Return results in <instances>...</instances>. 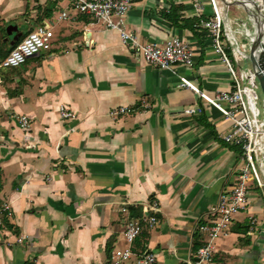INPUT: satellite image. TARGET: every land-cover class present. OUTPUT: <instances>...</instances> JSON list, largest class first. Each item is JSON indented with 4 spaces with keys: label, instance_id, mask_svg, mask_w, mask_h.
Here are the masks:
<instances>
[{
    "label": "crops",
    "instance_id": "obj_1",
    "mask_svg": "<svg viewBox=\"0 0 264 264\" xmlns=\"http://www.w3.org/2000/svg\"><path fill=\"white\" fill-rule=\"evenodd\" d=\"M61 11L66 17L58 19ZM209 14L208 0H131L120 18L141 43L175 35L191 49L192 65L170 71L137 60L115 30L75 14L67 0H0V56L18 38L10 43L5 24L19 36L40 24L53 33L47 50L0 68V264H109L113 251L127 247L125 219L143 215L151 199L156 224L141 229L145 237L134 239L120 264H136L145 250L153 264L189 258L198 226L242 164L240 149L220 139L229 120L179 85L184 77L207 96L231 85L201 29ZM18 20L30 27L19 31ZM61 104L72 118L58 117ZM119 106L131 111L112 117ZM188 106L200 112L184 114ZM228 229L213 240L216 264H264L258 190Z\"/></svg>",
    "mask_w": 264,
    "mask_h": 264
},
{
    "label": "built area",
    "instance_id": "obj_2",
    "mask_svg": "<svg viewBox=\"0 0 264 264\" xmlns=\"http://www.w3.org/2000/svg\"><path fill=\"white\" fill-rule=\"evenodd\" d=\"M68 7L75 14L82 13L101 21L106 27L118 33L120 43L130 48V54L145 65L157 69L173 70L177 66L190 67L193 54L188 44L175 35L166 37L162 43H141L136 34L123 27L121 16L131 5V0H67ZM264 0H208L210 14L200 22L201 29L208 34L210 46L226 69L230 78V87L218 90L213 96L198 91L184 77H179V85L197 93L205 103L216 109L223 118L229 120L230 127L220 135V139L241 151L242 164L237 169L231 185L221 188L213 206L209 219L198 226L203 234L202 244L192 251L189 258L177 264H216L214 261L213 240L226 235L234 215L245 211L251 189L258 190L264 202V103H257L258 88L253 68L240 67L239 63L249 62V41L247 32L251 23L248 14L259 19V8ZM196 10L201 11L197 6ZM66 17L61 11L58 19ZM49 25L40 24L28 31L0 60V68H13L42 50H47L52 38ZM140 105L147 107L144 100ZM131 111L127 106H119L110 110L116 117ZM60 119L73 117L66 105L56 108ZM184 114L200 112L197 106L183 109ZM18 126L27 130L28 118L17 117ZM1 144V139H0ZM157 203L151 199L143 209V215L126 218L123 227V240L127 247L122 251H113L109 264H120L130 255L129 247L139 235L143 227L150 228L156 224L155 213ZM255 221L251 218L247 226V234L254 231ZM20 242L18 238L16 240ZM155 256L150 251H143L136 264H153Z\"/></svg>",
    "mask_w": 264,
    "mask_h": 264
},
{
    "label": "water",
    "instance_id": "obj_3",
    "mask_svg": "<svg viewBox=\"0 0 264 264\" xmlns=\"http://www.w3.org/2000/svg\"><path fill=\"white\" fill-rule=\"evenodd\" d=\"M248 14L251 18L249 31L247 32V38L249 41L248 60L250 66L254 70L257 86L259 88L261 99L264 103V4L262 3L259 8V19L256 20L250 12H248ZM5 31L7 35L14 32L10 43H12L13 40L19 36V33L16 32V27L13 25H8L5 28Z\"/></svg>",
    "mask_w": 264,
    "mask_h": 264
},
{
    "label": "trees",
    "instance_id": "obj_4",
    "mask_svg": "<svg viewBox=\"0 0 264 264\" xmlns=\"http://www.w3.org/2000/svg\"><path fill=\"white\" fill-rule=\"evenodd\" d=\"M22 34H20V36H21ZM20 36H18V38L13 42V44L10 46L11 48L13 47V46H15V44L18 42V40H20V38L22 37H20ZM10 48V49H11ZM5 56V54H3V55H1L0 56V60L3 58ZM236 147V146H235ZM239 148V147H238ZM246 226H242V228L240 229V231H244V228H245ZM199 232H198V230H197V233H195V235H194V237H193V240H192V243H191V250H195L196 248H198L201 244H202V239H201V237H199V234H198ZM139 236L141 237V238H144L145 237V235L144 234H142V230L140 231V233H139ZM108 244H109V241H107L106 242V244H105V249H106V251L107 252H109V250H108V247H106V246H108ZM22 264H32L31 262H29V261H23L22 262Z\"/></svg>",
    "mask_w": 264,
    "mask_h": 264
},
{
    "label": "rangeland",
    "instance_id": "obj_5",
    "mask_svg": "<svg viewBox=\"0 0 264 264\" xmlns=\"http://www.w3.org/2000/svg\"><path fill=\"white\" fill-rule=\"evenodd\" d=\"M13 23H17L18 30L21 31V32L25 31L26 27H30L29 24H22V22L20 20L15 21ZM6 25H10V24H5V26ZM4 31H5V29H4ZM12 35H13V33H11L10 35H7V36H8L9 39H11ZM3 36L7 37V36H5V34ZM20 66L21 65H19L18 67H20ZM18 67H16V68H18ZM256 95H257V103L260 104L262 102V99H261V95H260V92H259V88H257V90H256Z\"/></svg>",
    "mask_w": 264,
    "mask_h": 264
}]
</instances>
